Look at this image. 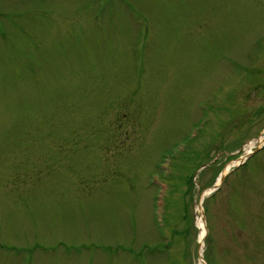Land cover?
I'll use <instances>...</instances> for the list:
<instances>
[{
	"label": "rangeland",
	"instance_id": "rangeland-1",
	"mask_svg": "<svg viewBox=\"0 0 264 264\" xmlns=\"http://www.w3.org/2000/svg\"><path fill=\"white\" fill-rule=\"evenodd\" d=\"M0 12V264H264V0Z\"/></svg>",
	"mask_w": 264,
	"mask_h": 264
},
{
	"label": "trees",
	"instance_id": "trees-1",
	"mask_svg": "<svg viewBox=\"0 0 264 264\" xmlns=\"http://www.w3.org/2000/svg\"><path fill=\"white\" fill-rule=\"evenodd\" d=\"M109 6H110V3H109V1L103 6V7H101L100 9H99V11L98 12H96L97 13V15H98V20H96L98 23L97 24H99L98 26H101L102 28L104 27V22H105V14H108L109 12H110V8H109ZM98 9V8H97ZM0 17L2 18L3 17V13L2 12H0ZM4 26H3V25ZM96 27V26H95ZM3 28L5 29V32H3L2 30H3ZM101 28V29H102ZM0 33L3 35L2 36V38H6L7 37V30H6V27H5V24H4V21H3V19H2V22H1V24H0ZM193 147L191 146L188 150H187V152L183 155V158L184 159H188V158H193V156L195 155V151H194V149H192ZM201 166H206V163H201ZM208 168V167H207ZM207 168H204L203 170V173H204V175L205 174H207ZM187 180V185L189 186V187H193L195 184H194V177H193V175L192 176H189L188 177V179H186ZM193 189V188H192ZM189 195V194H188Z\"/></svg>",
	"mask_w": 264,
	"mask_h": 264
},
{
	"label": "bare ground",
	"instance_id": "bare-ground-1",
	"mask_svg": "<svg viewBox=\"0 0 264 264\" xmlns=\"http://www.w3.org/2000/svg\"><path fill=\"white\" fill-rule=\"evenodd\" d=\"M264 142V136L261 137L260 141H255L254 143H252L250 146L247 147V152H249V150L251 151L253 149V147L258 144V143H263ZM229 170V169H227ZM201 207L198 206V217H197V223H198V226L201 230V240L203 239L204 240V236H205V224L203 223V220H202V217L200 216V213H201ZM203 237V238H202ZM203 242V241H202ZM202 249H203V246H202ZM201 264H204L203 262H201Z\"/></svg>",
	"mask_w": 264,
	"mask_h": 264
},
{
	"label": "water",
	"instance_id": "water-1",
	"mask_svg": "<svg viewBox=\"0 0 264 264\" xmlns=\"http://www.w3.org/2000/svg\"><path fill=\"white\" fill-rule=\"evenodd\" d=\"M258 151V149H256L255 151H254V153H256ZM229 173H223V175H222V178H221V183H223L224 182V180H225V178L227 177V175H228ZM215 188H217V186L215 187ZM205 221V220H204Z\"/></svg>",
	"mask_w": 264,
	"mask_h": 264
}]
</instances>
